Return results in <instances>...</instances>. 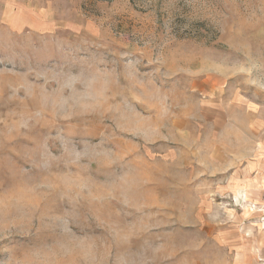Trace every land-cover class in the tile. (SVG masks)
I'll return each instance as SVG.
<instances>
[{"label": "rangeland", "instance_id": "rangeland-1", "mask_svg": "<svg viewBox=\"0 0 264 264\" xmlns=\"http://www.w3.org/2000/svg\"><path fill=\"white\" fill-rule=\"evenodd\" d=\"M0 264H264V0H0Z\"/></svg>", "mask_w": 264, "mask_h": 264}]
</instances>
